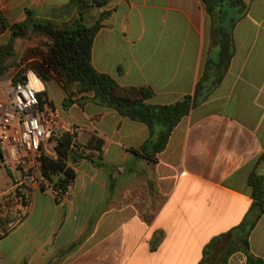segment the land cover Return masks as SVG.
Listing matches in <instances>:
<instances>
[{"label": "crops", "instance_id": "crops-1", "mask_svg": "<svg viewBox=\"0 0 264 264\" xmlns=\"http://www.w3.org/2000/svg\"><path fill=\"white\" fill-rule=\"evenodd\" d=\"M89 5L87 25L106 14L93 43V66L120 86L150 88L154 96L149 103L170 105L195 97L207 62L213 61L210 76L199 102L173 130L156 161L131 151L149 140L146 124L92 95L74 97L80 103L66 109V94L57 103L48 93L46 102L63 124L60 131L70 124L79 128L80 146L104 141L108 167L82 161L74 168L72 191L60 199L34 185L25 218L0 240V264H201L207 244L239 226L249 213L251 174L264 176V0H250L232 29L235 52L220 82L215 66L220 47L213 43L202 0ZM27 12L60 23L78 16L71 0H0V16L11 23L23 22ZM0 38L10 40L9 31ZM250 245L264 260V214ZM246 263L242 252L229 261Z\"/></svg>", "mask_w": 264, "mask_h": 264}, {"label": "trees", "instance_id": "trees-1", "mask_svg": "<svg viewBox=\"0 0 264 264\" xmlns=\"http://www.w3.org/2000/svg\"><path fill=\"white\" fill-rule=\"evenodd\" d=\"M105 1L71 0V5L78 8V16L71 23L37 18L32 12H27V18L19 23H11L0 16V35L6 31L12 34L9 43L0 46V77L8 69L7 59L15 56L16 40L37 38L38 44L23 53L24 66L15 75L14 81L20 80L26 70L32 69L48 88L51 83L56 82L63 89L66 94L63 102L66 109L74 103H80V99L74 100V97L92 95L95 101L116 110L122 116L146 124L150 130L149 140L131 151L137 158L156 161L157 156L165 150L173 130L191 107L199 102L197 96L200 95L203 84L208 81L212 67L210 65L214 62H207L194 98L188 96L170 105L149 103L154 96L150 88L122 87L111 76L97 72L93 66V43L106 14H101L91 26L84 22V16L91 7L89 4L100 6ZM202 1L211 18L213 43L220 47V59L215 65L220 71L216 81L220 82L228 71L235 52L232 29L248 9L250 0ZM232 9L237 11L236 15L230 13L229 10ZM76 146L80 144L75 141L74 135L60 131L50 142L57 158L45 152L40 156L41 174L38 176V184L44 191L56 192L59 199L66 195L68 185L75 181L74 168L82 161H91L99 168L108 167L102 156L104 141L94 139L88 144L87 147L98 151L94 155L80 154L76 151ZM0 153L2 154L1 149ZM260 160L264 161V154ZM249 183L253 188V203L249 213L239 226L207 244L201 264H229L231 257L239 252L246 255V264H264L262 258L252 253L250 245L251 234L264 214V176L255 171L251 174ZM153 186L152 184L151 188L155 195ZM33 193L34 185L22 183L14 193L0 196V240L25 218L33 203ZM222 241L227 243L216 251Z\"/></svg>", "mask_w": 264, "mask_h": 264}, {"label": "built area", "instance_id": "built-area-1", "mask_svg": "<svg viewBox=\"0 0 264 264\" xmlns=\"http://www.w3.org/2000/svg\"><path fill=\"white\" fill-rule=\"evenodd\" d=\"M47 97L46 83L32 69L26 70L20 80L0 84V149L8 164L25 173L36 172V179L41 174L42 152L57 158L50 142L63 127L59 114L46 102ZM79 130L70 124L66 131L77 141ZM75 149L85 155L98 153L86 146ZM73 183L66 194L72 191Z\"/></svg>", "mask_w": 264, "mask_h": 264}, {"label": "rangeland", "instance_id": "rangeland-1", "mask_svg": "<svg viewBox=\"0 0 264 264\" xmlns=\"http://www.w3.org/2000/svg\"><path fill=\"white\" fill-rule=\"evenodd\" d=\"M76 18L67 21V23H71L75 21ZM10 36H12L11 32L9 31ZM10 40H7L5 38H0V46L6 45L9 43ZM45 42V41H44ZM43 42V43H44ZM38 44V39L30 37L29 39H18L15 42V56L10 57L7 59V66L8 69L6 70L5 74L0 77V82H6L11 79H14L15 75L22 69L23 62H22V56L25 50L36 46ZM45 44V43H44ZM61 88V87H60ZM55 85V83H51L49 88H48V93L55 99L57 103L60 102V96L65 95L64 91L62 88L60 89ZM61 96V97H62ZM36 177V172H33V174L25 173L22 170H12L8 168L3 160L2 156L0 155V194L5 192L6 190H10L14 187V185L22 181L23 183L27 184L28 186L32 185H38V179ZM37 182V183H36ZM16 188H14L13 193L15 192ZM10 193H7L8 195ZM12 194V192H11ZM5 196V195H2ZM220 248H217L216 251H219Z\"/></svg>", "mask_w": 264, "mask_h": 264}]
</instances>
